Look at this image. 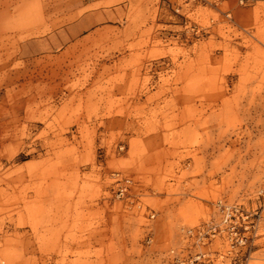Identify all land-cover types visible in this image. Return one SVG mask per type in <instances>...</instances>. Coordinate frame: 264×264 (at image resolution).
Masks as SVG:
<instances>
[{
    "label": "rangeland",
    "instance_id": "obj_1",
    "mask_svg": "<svg viewBox=\"0 0 264 264\" xmlns=\"http://www.w3.org/2000/svg\"><path fill=\"white\" fill-rule=\"evenodd\" d=\"M218 200L264 264V2L0 0V264H192Z\"/></svg>",
    "mask_w": 264,
    "mask_h": 264
},
{
    "label": "built area",
    "instance_id": "obj_2",
    "mask_svg": "<svg viewBox=\"0 0 264 264\" xmlns=\"http://www.w3.org/2000/svg\"><path fill=\"white\" fill-rule=\"evenodd\" d=\"M123 149V145L119 146V150ZM109 179L111 180L108 186L110 195L120 200L130 196L138 185L131 177L119 171H111ZM212 208L213 212L207 221L182 230L184 238L194 239L195 248L199 249L191 258L192 264H208L211 261L210 251L202 250L201 245L210 246L216 239L226 241L231 252L251 242V232L255 230L254 213L239 203L223 200L213 202Z\"/></svg>",
    "mask_w": 264,
    "mask_h": 264
},
{
    "label": "crops",
    "instance_id": "obj_3",
    "mask_svg": "<svg viewBox=\"0 0 264 264\" xmlns=\"http://www.w3.org/2000/svg\"><path fill=\"white\" fill-rule=\"evenodd\" d=\"M246 2H249V3H251V4H255L256 2H264V0H246ZM151 137L154 138L155 136L152 135ZM151 137H150V138H151ZM152 138H151V139H152Z\"/></svg>",
    "mask_w": 264,
    "mask_h": 264
}]
</instances>
